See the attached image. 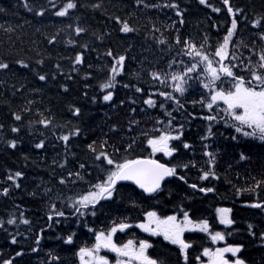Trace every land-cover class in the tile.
Returning <instances> with one entry per match:
<instances>
[{"label":"snow or ice","instance_id":"6c2138e0","mask_svg":"<svg viewBox=\"0 0 264 264\" xmlns=\"http://www.w3.org/2000/svg\"><path fill=\"white\" fill-rule=\"evenodd\" d=\"M200 5L212 9L214 13L224 11L229 18L227 26L221 29L217 25V37L213 41L207 33L199 39L192 35H185L181 29L184 27L186 9L181 8L179 0H133V6L147 10L174 12L176 19L172 20L165 31L158 27L155 20L149 16V24L144 26L145 39H149L147 33H151L153 45L160 53L159 57L149 60L145 57L139 60L131 55L132 45H128L120 52L107 48L103 56L108 63L99 66L104 73V79L98 84L101 96L91 97L92 103L98 99L112 105L117 86L139 94L140 105L135 98H129L130 112L126 117L127 125L122 130L117 123H112L107 133L100 140L93 139L86 144L88 160H81L76 153L72 152L73 140L83 135V129L79 125H73L71 121L60 123L51 109L43 111L34 108L37 101L27 99L26 103L18 108L9 107L10 119L13 121L8 126V131L17 134L16 137L8 138L5 133L6 125L0 123V141L7 148L17 149L21 141L18 134L27 121V126L35 128L38 132L37 142L34 149L47 150V134L63 146L62 160H53L50 178L36 186V190L29 193L33 198L39 195L41 202L46 206V228L41 227L35 234L34 245L30 247L31 253L40 251L41 240L47 229H52L62 220L74 217L77 225L87 227L88 217H97L99 212L108 206L119 207L127 204L130 210L139 209L141 217L133 224L131 217L121 216L119 219H111L110 224L103 228L88 227L92 234L93 242L76 247V232L69 231L66 235L58 236L64 245L75 248L74 264H112L107 255L102 251L115 253V264H170L167 258L153 256L149 250L154 249V243L149 239H128L125 243H117L114 237L118 232L124 233L133 227L147 233L149 237H161L167 245L175 246L176 264H264V229L258 230L256 225L249 222L246 225L247 237L253 241H259L261 257L259 261H253L244 256L246 244L243 241L227 243L224 247H202V251L193 256L196 249L193 240L186 237V233H203L212 244L225 241L226 236L233 234L231 229L236 225L233 218V209L230 207H216L213 219L229 231L213 230L212 223L204 216L194 215L192 208L186 201H192L198 192L205 197L208 194H217L218 188L212 181L226 182L234 189V195L247 194L245 207L259 209L264 212V172L260 177L251 176V183L246 187L233 183L232 178L224 176L218 171L219 151L214 150V144L218 137L231 140L239 144L242 140L257 142V146L264 150V12L249 15L245 8L232 3V0H221L223 7H214L210 0H198ZM19 7L34 17L45 18L48 15L57 18L71 17L73 10L81 8L99 12L108 21L117 26L119 33H139L140 28L132 23L133 13L127 12V18L121 15H112L106 8L104 0H64L59 5L56 0H47V6L40 0H18ZM0 13H6V9L0 8ZM25 23H29L25 21ZM22 27V26H18ZM75 37L79 38L88 33V28L82 25L77 18L75 26L72 23L66 25ZM241 28L250 33L247 40L241 33ZM0 30L5 33H14L16 28L0 23ZM174 30V34L173 31ZM37 32L40 29H36ZM45 36L48 45L59 42L60 33ZM159 33L158 37L156 34ZM97 40L103 41L108 33H92ZM68 44L75 45L76 40L69 39ZM84 50L89 49V44L80 45ZM241 49L247 51L245 56ZM97 51V49H91ZM34 64L17 57L14 61L21 70L31 69L36 79L47 82L49 79L56 80L62 76L65 80L73 79L71 73H64L62 65L57 62L55 71L51 74L43 71L46 60L40 52ZM99 59V53L98 57ZM72 62V71L78 72L77 66L85 63L83 51L77 52L74 57H65ZM137 61L139 69L135 72L129 70V63ZM92 64H88L91 69ZM0 71L11 72L12 64L8 59L0 58ZM131 77L127 83H121L124 77ZM85 80L93 78L92 72H86ZM135 79L136 83L132 80ZM3 83V81H0ZM13 95L20 92L26 85L17 88L12 86ZM64 93L70 91L68 85L61 84ZM90 87L86 84L85 88ZM33 91H39L34 89ZM84 97L88 98V92L84 91ZM125 101H120L123 107ZM191 106V110H189ZM199 109V111H196ZM69 112L75 118L82 116L79 106L70 105ZM149 110H159L156 115H151ZM206 110V111H205ZM148 116L147 121L137 119V113ZM29 114L35 118H29ZM111 120V117L108 118ZM200 120L203 127L197 133L200 142V151L204 163L200 164L194 159L196 152L195 141L190 142L186 133L193 121ZM142 123L144 127H141ZM223 126L225 132L219 131ZM137 129H140L137 132ZM119 136V143L113 141V135ZM111 141V143H110ZM54 146V145H53ZM147 151L148 155H133L137 149ZM193 153L187 160H177L181 153ZM158 154L168 157L169 160L162 162L157 158ZM58 155H60L58 153ZM69 156L72 159H69ZM28 157H25L27 160ZM251 155L245 151L239 153L238 162H248ZM69 164L72 165L69 168ZM232 165H228V170ZM57 169L60 171L57 172ZM192 169L197 170V179L200 182H189L186 175ZM93 172L96 173L93 176ZM25 173L22 170L11 171L6 174L7 186L0 188V196L9 197L15 190L21 189ZM240 179L239 175L235 178ZM174 181L181 182L191 189L192 193L185 191L183 197L168 185ZM124 182H131L134 188ZM83 186V187H81ZM79 188V191L75 189ZM164 203L172 204L170 212L161 206ZM155 201V203H152ZM144 204L148 207L145 209ZM15 211L8 214L7 219L0 218V230L8 233L7 226H17L15 235L11 236L10 243L17 245L19 225L27 226L31 232L34 222L26 217L25 209L20 205H13ZM18 213V214H17ZM26 240L27 236H23ZM230 254V255H229ZM23 249L16 251L12 258H4L0 264H17L16 257H23ZM48 259L44 264H64L58 253L49 252ZM207 258L206 260L204 258Z\"/></svg>","mask_w":264,"mask_h":264},{"label":"trees","instance_id":"16d2710c","mask_svg":"<svg viewBox=\"0 0 264 264\" xmlns=\"http://www.w3.org/2000/svg\"><path fill=\"white\" fill-rule=\"evenodd\" d=\"M47 6V0H40ZM64 0H56L59 5ZM155 2V0H153ZM106 8L112 15H121L127 18L126 13H133L132 23L134 26L140 28L139 33L129 34L125 36L123 33L117 31V26L108 21L99 12H93L91 9L81 8L79 10H73L71 17L57 18L51 15L45 18L34 17L31 13L26 12L22 7H19L18 0H0V8L6 9V13H0V23L5 26H13L16 28L14 33H5L0 30V58H7L8 62L12 64V71L5 72L0 71V123L6 125L5 133L9 139L16 137L17 134H12L8 131V126L13 123L10 119L9 107L18 108L26 103L27 99H34L37 104L34 108L43 111L44 109H51L57 117L60 123H66L71 121L73 125H79L83 129V135L80 138L73 140L72 152L76 153L81 160H88L90 162V156L86 151V144L90 143L93 139L100 140L104 137V133H107L112 123H117L123 130L127 125L126 117L129 115L130 106L129 98H135L137 105H140L139 94H135L133 91L124 89L118 85L114 97V104L109 105L98 99L96 103H92L91 97L101 96L98 84L104 79V73L100 71L99 66L101 64H107L109 58H105L102 54L107 48H112L116 52H120L123 48L129 44L132 45L131 55L136 56L139 60H143L147 57L152 60L155 57H159L160 53L153 45L151 40V33H147L149 39H145L144 26L149 24V16L155 20L158 27H161L162 31L168 29L172 20L176 19L174 12L166 10L164 12L153 11L151 13L147 10L133 6V0H104ZM182 9H186L185 25L181 31L185 35H192L197 39L203 34L207 33L209 37L214 41L217 37V25L221 29V35L223 34V28L227 26L226 22L229 19L224 11L220 13H214L211 8L204 5H200L198 0H179ZM210 3L214 7H223L221 0H210ZM232 3L243 7L252 15L253 13L259 14L264 12V0H232ZM77 18L80 19L82 25L88 28V33L81 37H75L74 33L69 30L66 25L72 23L75 26ZM28 21L29 23H25ZM22 26V27H18ZM36 29H40L39 32ZM58 29H63L60 33L59 42L53 47L48 45L45 36L55 33ZM173 34H174V30ZM111 32V36H105L103 41L97 40L92 33H108ZM241 33L244 35V39L247 40L250 33L247 29L241 28ZM158 37L159 33L156 34ZM76 40L75 45L68 44V40ZM89 44V49L84 50L80 47L82 44ZM91 49H97L93 51ZM83 51L85 55V63L77 66L78 72L72 71V62L65 57H74L77 52ZM244 55L247 56V51L241 49ZM37 52H40L45 58L51 57L46 60L43 65V71L51 74L55 71V64L59 62L62 65L64 73H71L73 79L70 81L65 80L62 76H57L56 80L49 79L47 82H41L36 79L34 72L29 70H21L19 65L14 63L17 57L29 61L34 64L38 59ZM99 53V59L98 57ZM88 64H92L91 69L88 68ZM130 71H137L139 64L137 61H131L128 65ZM92 72L93 78L85 80L83 77L86 72ZM131 77H124L121 83H127ZM136 83L135 79L132 80ZM67 84L70 91L64 93L61 84ZM15 84L17 88L21 85H26L20 92L13 95L12 85ZM88 84L90 87L85 88ZM38 89L39 91H33ZM84 91L88 92V98L84 97ZM124 100L125 105L120 106V101ZM75 105L82 109V116L75 118L69 112V106ZM191 110V106H189ZM159 110H149L151 115H156ZM196 111H199L197 109ZM206 111V110H205ZM111 117V120L108 118ZM29 118L35 117L29 114ZM137 119L147 121L148 116L137 113ZM203 122L200 120L193 121L186 135L189 141H195L196 152L194 159L200 164L204 163L202 153L200 151V142L197 133L203 127ZM141 127H144L142 123ZM140 129H137L139 132ZM219 131L225 132L224 127L221 125ZM3 135V134H0ZM113 135V134H110ZM228 133L225 132V136ZM18 138L21 141L18 143L17 149H9L6 145L0 141V188L7 186L6 174L9 170L16 171L22 170L25 173L23 180L21 181V189L15 190L11 196L5 198L0 196V218L7 219L10 212L15 211L13 205H20L22 209L26 211V217L34 222L31 232L27 231V226L19 225V232L23 235L17 236L19 243L12 245L10 243L11 236L17 232V226H7L8 233L0 230V261L4 258H12L15 256V252L23 249L25 255L16 257L17 264H44L48 259L47 254L49 252L58 253L64 261V264H74V251L75 248L70 245H64L58 236L66 235L69 231L76 232V247L84 244H91L93 237L88 232V227L103 228L110 224L111 219H119L121 216L131 217V221L135 224L141 217L139 209L130 210L127 204H121L119 207L108 206L103 212H99L97 217H88L87 227L83 225H77L74 217H69L68 220H62L60 224L54 225L52 229H47L43 235V239L40 244V251L38 253H31L30 247L34 245L35 234L39 232L41 227L46 228V216L44 215L46 206L41 202L39 195L35 198L29 195L30 192L36 190L37 185H41L42 182H47L50 178L51 167L53 160H62L63 146L57 142L51 134H47V150L34 149L33 145L37 142L38 132L35 128H29L27 121L22 126L21 132L18 134ZM113 141L119 143V136L113 135ZM111 143V141H110ZM54 145V146H53ZM214 150L219 151L218 157V171L221 176L225 175L227 170V176L232 178L233 183L238 186L246 187V179L250 184L251 176L260 177V174L264 172V150L257 146V142L242 140L239 144L231 140H225L222 137H218L214 144ZM245 151L251 155L252 159L248 162H238L239 153ZM58 153L60 155H58ZM148 155L147 151H141L137 149V152L133 155ZM28 157L25 160V157ZM193 153H181L177 160L172 161L177 163L180 160H187L192 157ZM157 158L163 162L169 160L168 157H162L158 154ZM71 160L72 157L69 156ZM231 164L232 168L228 170V165ZM72 165L69 164V168ZM60 170L57 169V172ZM96 173L93 172V176ZM189 182H200L197 179V170L192 169L186 173ZM239 175L240 179L237 181L235 178ZM218 188L217 194H208L205 197L201 193H194L195 198L192 201H186L192 208L195 216H204L210 220L213 226V230L229 231L224 226L218 224V221L213 219L216 207H230L233 209V218L236 220V225L233 226L231 231L232 235L226 236L228 243H235L243 241L246 244V250L244 256L253 261H259L261 257L259 241H253L247 237L246 225L251 222L256 225L258 230L264 229V212L259 209H252L245 207L244 204L247 200V194L236 196L234 195V189L226 182L212 181ZM128 185V184H127ZM129 190L134 188L132 185H128ZM83 187V186H81ZM168 188L177 192L179 197L185 195V191L192 193L191 189H187L181 182L174 181L168 185ZM77 188L75 191H79ZM152 203H155L153 201ZM161 206L165 211L170 212L173 205L164 203V199H161ZM143 207L147 209L148 205L144 204ZM18 214V213H17ZM129 232H134V239L138 240L141 231L138 228L128 229ZM187 238L193 240L196 244V249L192 255L195 256L202 251V247H214V244L203 233H186ZM23 236H27L28 239H24ZM117 237V234L115 238ZM155 248L150 249V254L153 256H161L167 258L170 264H176V249L175 246L165 245L167 242H163L162 238L152 239ZM117 243H125L123 239L117 237ZM107 251H103L106 253ZM207 259L206 257L204 258Z\"/></svg>","mask_w":264,"mask_h":264},{"label":"rangeland","instance_id":"374dc122","mask_svg":"<svg viewBox=\"0 0 264 264\" xmlns=\"http://www.w3.org/2000/svg\"><path fill=\"white\" fill-rule=\"evenodd\" d=\"M221 243H223V241L216 243V248H217V247H224V246H226V244L222 245ZM105 251H106V250H105ZM101 254H102V255H107V257L109 258V260L112 261V264H115V259H116V257H115V253H111V252L103 253V251H102ZM229 255H230V254H229Z\"/></svg>","mask_w":264,"mask_h":264},{"label":"water","instance_id":"95a60500","mask_svg":"<svg viewBox=\"0 0 264 264\" xmlns=\"http://www.w3.org/2000/svg\"><path fill=\"white\" fill-rule=\"evenodd\" d=\"M124 183H128V184H131V182H124ZM132 185V184H131ZM134 186V185H133Z\"/></svg>","mask_w":264,"mask_h":264}]
</instances>
